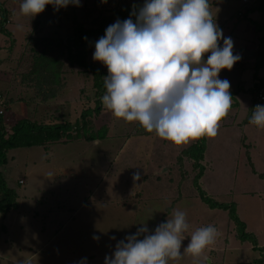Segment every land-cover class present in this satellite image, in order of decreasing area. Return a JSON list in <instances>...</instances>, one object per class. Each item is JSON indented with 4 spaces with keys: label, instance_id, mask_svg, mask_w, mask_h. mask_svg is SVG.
<instances>
[{
    "label": "rangeland",
    "instance_id": "obj_1",
    "mask_svg": "<svg viewBox=\"0 0 264 264\" xmlns=\"http://www.w3.org/2000/svg\"><path fill=\"white\" fill-rule=\"evenodd\" d=\"M120 1L129 7H142L145 2ZM213 1L212 13H226L225 18L235 15L240 5V0ZM117 2L80 0L79 6L69 4L59 10L49 4L31 17L20 14L22 0H0L7 10L5 27L12 38L0 32V66L9 73L14 119L34 117V104L17 101L18 95L28 98L34 91L21 83V71L29 68L32 56L29 34L64 38L77 23L95 28L109 15L105 9ZM99 38L94 36L87 62L108 72L106 66L93 60ZM64 67L69 71L62 72L64 85L57 98L36 107L39 116H48L43 122L75 124L82 111L95 105L91 74L78 65L69 66L67 61ZM8 80H0V91L7 88ZM108 114L112 116L110 111L88 116L90 131L109 120ZM112 121L110 134L103 139L88 140L84 134L73 133L77 136L70 134L65 142L8 150L0 172L7 186L15 189L17 206L5 215L0 212V264H105V257L112 255L119 241L136 234L145 223L153 233L159 224L172 218L174 210L184 211L189 224L182 253L193 231L212 225L220 235L206 252L207 264H250L260 257L250 240L237 237L226 210L209 207L201 200L194 185L198 169L192 159L177 154L171 143L164 145L156 135L140 134L134 129L135 122ZM241 126L228 128L223 141L207 137L198 185L212 200L235 203L246 231L264 248V139L255 138L264 129L250 124L249 117ZM137 171L141 179L134 182L132 176ZM169 264L197 261L184 253Z\"/></svg>",
    "mask_w": 264,
    "mask_h": 264
},
{
    "label": "clouds",
    "instance_id": "obj_2",
    "mask_svg": "<svg viewBox=\"0 0 264 264\" xmlns=\"http://www.w3.org/2000/svg\"><path fill=\"white\" fill-rule=\"evenodd\" d=\"M49 4L59 10L79 6L80 0H22L19 12L35 17ZM211 7L209 0H145L138 10L134 6L135 22L130 17L109 25L93 53L108 70L103 107L177 146L217 136L232 107L230 82L220 79V72L231 71L241 57L233 53L234 43L224 37ZM249 123L264 129V106L255 107ZM132 179L139 181L141 173ZM142 225L116 244L105 264H169L184 253L207 264L206 252L220 235L212 225L197 228L182 253L189 231L184 211L174 210L153 233Z\"/></svg>",
    "mask_w": 264,
    "mask_h": 264
},
{
    "label": "trees",
    "instance_id": "obj_3",
    "mask_svg": "<svg viewBox=\"0 0 264 264\" xmlns=\"http://www.w3.org/2000/svg\"><path fill=\"white\" fill-rule=\"evenodd\" d=\"M209 3H211V0H209ZM249 4L250 6L247 8V12H264V0H250L246 5ZM134 6L137 10L140 8L138 5ZM134 6L129 7L118 0L115 6H110V8L105 9L109 15L100 20L95 28H86L83 24L77 23L72 33L64 38H60L59 36H38L34 33L29 34L27 40L31 44L32 56L28 62L29 66H27L29 68L21 71V83L29 85L30 89L34 88V91L28 98L21 97V94L18 95L17 97L19 98L17 101L24 102L27 105L28 103L34 104V108L31 111V115H34V117L29 116L14 119L11 110V92L9 94L5 92L6 106L4 112L0 114V164L6 162L8 150L16 147L45 145L56 140L65 142L68 140L67 136L70 134L72 136L84 134V138L88 140L103 139L106 137L111 122L110 115L108 114L109 120H105L95 130L91 131L89 124L92 122L87 117L94 113L98 116L99 114L102 115L109 112V110L103 112L101 102V97L106 93L104 77L108 75V72L95 64L88 63L87 57L92 48L94 36H104L105 30L109 25L114 24L117 20L123 22L130 17L135 22V17H132ZM98 9L102 11L100 7ZM6 15L7 10L0 3V32L11 38V32L5 27L7 21ZM256 27L263 32L260 41L264 47V28H261L258 24H256ZM65 61H67L69 66L78 65L83 67L88 71V74H91L93 77L92 89H94L95 105L93 108H87L82 111L80 118L76 120L75 124L70 121L46 123L43 120L48 116H39L36 113V107L42 102H51L57 98L60 88L64 85L62 84V72L69 71V69L64 67ZM256 68L257 66L255 65ZM29 83H32V86ZM79 91L82 92L83 90L80 89ZM102 117H99V119ZM86 132L89 134L87 135ZM138 132L140 131L138 130ZM73 133L77 135H73ZM204 149L205 137L196 140L184 150V154L192 159L194 168L198 169L194 177V185L197 188L201 200L209 207L224 209L228 212L229 218L235 224L237 237L242 241L250 240L252 247L258 249L261 253L260 257L250 264H263L264 248L258 246L255 236L246 231L245 223L239 219L236 213L235 203L212 200L198 185V180L203 171L201 160L203 159ZM16 206L17 193L15 189L7 186L0 172V212L5 215L9 210L15 209Z\"/></svg>",
    "mask_w": 264,
    "mask_h": 264
},
{
    "label": "crops",
    "instance_id": "obj_4",
    "mask_svg": "<svg viewBox=\"0 0 264 264\" xmlns=\"http://www.w3.org/2000/svg\"><path fill=\"white\" fill-rule=\"evenodd\" d=\"M211 2L214 3L213 0H211ZM246 4L248 3L240 0V5L237 7L235 15H232L229 18H225L227 16L226 13H212L218 27L223 31L224 37H231L234 43L233 53L238 54L241 57V59L233 66L231 71L222 70L220 72L219 78L227 79L230 82L232 107L229 114L220 122L217 136L212 137L215 142L217 140L223 141L225 139V133L227 129L232 127L234 124L242 128L241 125L249 117V114L251 112L255 90L259 86V84L264 82V59H262L264 58V47L260 41V37L262 36L263 32L256 27V24H258L259 26H261V28H264V12H247V8L250 6V4ZM239 10H242L243 14L238 15ZM220 46H223V41L220 42ZM206 58L207 57H205V59ZM255 65L257 66L256 69ZM2 67L3 66H0L1 82L4 81V78H7V80H9L7 88L4 91L0 92H7L9 94V91H11V81L9 73L6 72ZM110 118L111 120L113 118L115 119L113 115H110ZM113 121L109 124V129L106 137H108V135L110 134L109 131L112 127ZM137 124L138 123L135 124L134 129L136 128L140 132H143H141L140 134L156 135L155 132L146 133V131L140 125L137 127ZM232 129L238 130L234 127ZM262 131H258V133L256 134L255 138H257V140H259V136L260 139H264V133ZM133 133L137 134V132L135 131H133ZM246 138L247 134L244 133V139ZM206 139L207 137H205V149ZM195 141L196 140L180 146L174 145L166 140H163L162 143L164 145H166L167 143H171V145H173V147L176 149L177 154H183L184 150L192 145ZM216 144L217 143H215V145ZM205 149L203 152V159L201 160L202 166H204L202 161L205 158ZM211 160L212 159H210L209 162H211Z\"/></svg>",
    "mask_w": 264,
    "mask_h": 264
},
{
    "label": "built area",
    "instance_id": "obj_5",
    "mask_svg": "<svg viewBox=\"0 0 264 264\" xmlns=\"http://www.w3.org/2000/svg\"><path fill=\"white\" fill-rule=\"evenodd\" d=\"M250 0H243L245 3H249ZM242 11V10H241ZM241 11H238V15H241ZM257 105L264 106V82L261 83L258 88L255 90L254 97H253V103H252V108L251 112L249 115V121L252 117L253 110ZM6 106V93L5 92H0V114L4 112Z\"/></svg>",
    "mask_w": 264,
    "mask_h": 264
}]
</instances>
